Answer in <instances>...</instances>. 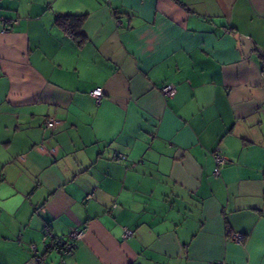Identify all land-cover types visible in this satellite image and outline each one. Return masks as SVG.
I'll list each match as a JSON object with an SVG mask.
<instances>
[{"label":"crops","instance_id":"0c3cea01","mask_svg":"<svg viewBox=\"0 0 264 264\" xmlns=\"http://www.w3.org/2000/svg\"><path fill=\"white\" fill-rule=\"evenodd\" d=\"M215 263L264 264V0H0V264Z\"/></svg>","mask_w":264,"mask_h":264},{"label":"built area","instance_id":"2783aa9c","mask_svg":"<svg viewBox=\"0 0 264 264\" xmlns=\"http://www.w3.org/2000/svg\"><path fill=\"white\" fill-rule=\"evenodd\" d=\"M120 17V16H118ZM117 17V18H118ZM5 21L3 20L1 22L2 26L4 27ZM118 23H121L120 19L118 18ZM160 92L166 97V98H171L176 94V85L172 83H166L160 88ZM90 97L94 99L96 103H99L101 99L103 98V90L100 86H97L93 88L92 90L89 91ZM55 125V121L52 118H47L45 120L44 126L47 128H52ZM214 155V160H215V170H214V175H218L220 168L223 164L226 163V158L224 154H222L220 151H215L213 153ZM45 233L47 236H49L50 242L47 244V250H53L57 249L63 254H73L74 251V246H75V241L78 239H82L85 235V230L84 229H72L69 234L67 235V238L63 237H55L53 236L52 233L48 230L47 225L45 226ZM133 235V231L130 230L129 228H124L123 232V238H128ZM232 239L235 242H242L243 240V234L242 233H234L231 234ZM30 251L32 252V258L35 262H40L43 260V256L39 255L37 253V248L36 245L31 243L29 245ZM218 264V263H215Z\"/></svg>","mask_w":264,"mask_h":264},{"label":"trees","instance_id":"16d2710c","mask_svg":"<svg viewBox=\"0 0 264 264\" xmlns=\"http://www.w3.org/2000/svg\"><path fill=\"white\" fill-rule=\"evenodd\" d=\"M85 14H58L55 18L56 24L61 26L77 42H82L81 25L84 21Z\"/></svg>","mask_w":264,"mask_h":264},{"label":"water","instance_id":"95a60500","mask_svg":"<svg viewBox=\"0 0 264 264\" xmlns=\"http://www.w3.org/2000/svg\"><path fill=\"white\" fill-rule=\"evenodd\" d=\"M237 39H239V41L242 42L243 46H248V40L246 41V38L244 36H242L241 34H237L236 35ZM249 50V49H248ZM244 52H246V50L244 49Z\"/></svg>","mask_w":264,"mask_h":264}]
</instances>
